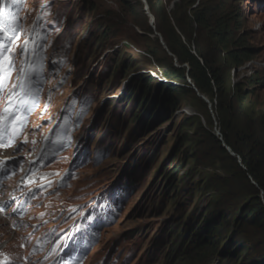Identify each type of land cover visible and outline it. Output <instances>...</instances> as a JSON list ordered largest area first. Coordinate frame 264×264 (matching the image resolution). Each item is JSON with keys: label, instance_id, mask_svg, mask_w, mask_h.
<instances>
[{"label": "rangeland", "instance_id": "1", "mask_svg": "<svg viewBox=\"0 0 264 264\" xmlns=\"http://www.w3.org/2000/svg\"><path fill=\"white\" fill-rule=\"evenodd\" d=\"M45 1L48 0H19L17 10L23 7V13H26L27 9L31 11ZM119 1L52 0L49 6L48 13L52 10L46 24L49 33L51 30L49 54L58 51L71 62L67 64V70H63L64 88L59 94L49 96V99L53 98L50 110H60L67 98L75 93L83 112L71 137L73 141L83 139L86 142L81 151L74 150V142L71 143L68 152L55 165L74 167L73 174L69 176L70 186L62 195L67 201H88L99 192L111 189L114 190L112 196H115L119 187L128 190L115 222L102 229L85 264H97L104 259L113 261L115 258L123 264H172L170 253L175 236H170L168 231L179 222L180 230L186 228L195 216H199L210 197V192L198 186L205 173L199 171L191 159L190 144L179 148L182 138L196 131V128H185L187 119L199 116L207 126L206 118L199 102L194 99L180 97L179 107L170 112L161 106L158 91L145 108L141 105L145 98L141 90L130 92L132 79L146 72L160 80L165 79L153 59L142 49V38L137 35L145 34L159 42L144 5L146 18L140 17L137 24L120 23L119 29L111 33L112 37L103 44L97 42L99 23L114 20L121 14ZM127 1L134 3L136 0ZM166 1L174 22V5L180 0ZM224 8L238 13L241 34L256 50L254 58L264 61V0L225 1ZM146 26L152 31L145 32ZM134 61L142 64L132 68L130 63ZM124 62L131 65L127 70L125 66L122 68ZM243 66L232 69V75L229 73L230 90L235 89V84L245 83L256 70L251 72ZM257 69L264 71L263 66ZM51 82L53 80L48 79L47 85ZM248 88L244 84V90ZM251 91L246 103L263 119L264 87H252ZM213 104L210 109L207 103V109L217 124ZM181 165L184 168L175 189L166 191L168 171ZM185 173L189 174L184 176ZM0 248L11 257L19 258L13 264H25L18 235L9 230L6 219L1 215Z\"/></svg>", "mask_w": 264, "mask_h": 264}, {"label": "trees", "instance_id": "2", "mask_svg": "<svg viewBox=\"0 0 264 264\" xmlns=\"http://www.w3.org/2000/svg\"><path fill=\"white\" fill-rule=\"evenodd\" d=\"M225 1L234 0L177 1L173 22L166 0H146L156 31L172 55L165 53L157 39L137 33L143 41L142 49L165 80L146 72L132 79L130 92L141 90L145 97L141 105L145 108L158 91L161 106L170 112L179 107L180 97L194 99L202 107L207 123L199 116L189 117L185 128L196 131L183 137L179 145L181 149L190 144L191 159L205 173L198 186L210 192V197L186 228L180 230L179 222L168 231L175 236L171 237L172 264H264V118L246 103L252 87H264V71L256 69L245 83L229 89V73L253 60L256 50L241 34L238 13L225 10ZM119 8L122 16L118 14L116 21L99 23L97 42L103 44L112 37L120 23L137 24L140 17L146 18L140 0H121ZM144 30L152 31L148 26ZM174 57L179 66L174 64ZM138 63L130 64L135 68L142 64ZM124 66L127 70L131 65L124 62ZM188 78L212 104L215 101L217 124ZM244 84L248 90H244ZM215 127L235 156L222 146ZM182 168L184 165L168 171L166 191L175 189Z\"/></svg>", "mask_w": 264, "mask_h": 264}, {"label": "snow or ice", "instance_id": "3", "mask_svg": "<svg viewBox=\"0 0 264 264\" xmlns=\"http://www.w3.org/2000/svg\"><path fill=\"white\" fill-rule=\"evenodd\" d=\"M2 2V0H0ZM12 35H9L3 28H0V94H3L6 88L10 72L15 68V61L10 59L8 53L12 50V45L19 38V30L11 29ZM27 41L20 45L21 55L27 53ZM31 78V73H21L17 75L18 83L12 86L5 97V104L0 108V146H4L10 141L5 139L9 125L19 119V126L23 127L26 116L35 106V100L30 97V91L24 81ZM23 114V115H21ZM18 134V133H17ZM15 136H13V139ZM27 141H25L26 143ZM6 164V160L0 161V165ZM2 210V209H0Z\"/></svg>", "mask_w": 264, "mask_h": 264}, {"label": "water", "instance_id": "4", "mask_svg": "<svg viewBox=\"0 0 264 264\" xmlns=\"http://www.w3.org/2000/svg\"><path fill=\"white\" fill-rule=\"evenodd\" d=\"M141 2L143 3V5H144V9H145L147 15H148L149 18H150V24H151V26L153 27L154 35L157 36V38L159 39V42L161 43V45L163 46V48L167 51L168 55H172V54L168 51L167 46L164 44V42H163V40H162V36H161V34H159V33L156 31V27H155V25H154V16L149 12V10H148V4H147L146 0H141ZM174 64H175L176 66H179V65L177 64V62H176V58H175V57H174ZM185 66H187V65L185 64ZM188 69H189V68H188V66H187V70H188ZM188 81H189V83L192 84V87L197 91L198 96L201 97L202 99H204V100L209 104V107H210V109H211V107H212V103L210 102V100H209L205 95H202V94L198 91V89L195 87V85L193 84V82L191 81L190 78H188ZM211 111H212V110H211ZM215 134H216V136L218 137V139H219L220 141H222V138H221V136H220V132H219V130L216 129V133H215ZM222 146L225 147V148L229 151V153H230L231 155H233V156L236 155V154L232 151V149H231L229 146H227L223 141H222ZM238 158H239V157H238ZM239 162H241L240 159H239ZM252 182L255 184V182H254L253 180H252ZM261 194H262V191H261Z\"/></svg>", "mask_w": 264, "mask_h": 264}, {"label": "bare ground", "instance_id": "5", "mask_svg": "<svg viewBox=\"0 0 264 264\" xmlns=\"http://www.w3.org/2000/svg\"><path fill=\"white\" fill-rule=\"evenodd\" d=\"M245 65H244L245 67L243 66V68L250 69V71L252 72L255 69H257V67H262V66L264 67V61H260L259 59H254L253 58V60H250ZM214 130H215V133H216V127L214 128Z\"/></svg>", "mask_w": 264, "mask_h": 264}, {"label": "clouds", "instance_id": "6", "mask_svg": "<svg viewBox=\"0 0 264 264\" xmlns=\"http://www.w3.org/2000/svg\"><path fill=\"white\" fill-rule=\"evenodd\" d=\"M73 139V138H72ZM79 140H81V139H79ZM79 140H77V141H79ZM77 141H75V142H77Z\"/></svg>", "mask_w": 264, "mask_h": 264}]
</instances>
